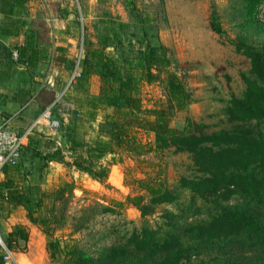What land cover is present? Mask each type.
<instances>
[{"label":"rangeland","instance_id":"rangeland-1","mask_svg":"<svg viewBox=\"0 0 264 264\" xmlns=\"http://www.w3.org/2000/svg\"><path fill=\"white\" fill-rule=\"evenodd\" d=\"M73 2L79 19V35L74 52L64 60L65 77L56 81L57 87L61 88L59 93L63 92V95L55 98V104L48 105L53 117L60 121L58 132L62 137L51 140L32 135L34 140H28L27 149L22 151L23 166L9 172L19 185L24 177L36 195L54 194L60 189L64 192L61 198H43L40 210L51 219L50 236L29 222L24 207H0L2 238L7 241L9 232L18 224L28 231L27 241H11L9 264H155L166 254L173 253L174 250L155 254L151 248H124L125 238L143 227L157 230L152 248L169 238L178 244L176 248L189 247L188 256L195 264L227 261L264 264V249L252 247L246 241L237 244L206 242L184 231L190 224L205 221L211 205L198 198L191 203L190 193L177 188L181 176L192 178L197 175L188 154L175 153L172 148L144 154L128 152L115 147L102 131L108 115L121 121L129 119L133 134L149 149L154 143L150 124L158 115L179 130L201 123L209 126L204 130L240 126L218 127L216 123L231 96L242 94L243 76L249 74V59L236 51V44L245 42L264 48V2L250 16L245 0H118L115 5L108 3L100 9L88 8L92 18L84 22V26L77 0ZM212 20L220 23L221 33L212 29ZM105 39L109 45L103 48L104 54L123 75L130 72L134 77L135 92L140 100V110L135 111L136 120H132L131 115L124 117L122 112L115 113L105 101L97 99L100 79L94 72L100 69L104 60L94 57L91 51L100 47V40ZM151 48H155L157 57H163L165 61L152 60L153 64L147 70L144 57ZM85 55L92 73L87 77L80 75L69 85L72 71ZM54 77H59L58 72ZM170 80L182 84L188 97L182 95L183 99L178 102L171 96ZM74 83L76 87L72 94ZM73 99L78 101L77 108ZM242 126L264 135V121H252ZM67 138L81 143L75 146L77 154L105 166L107 177L102 181L94 180L74 167ZM88 145L93 150L88 149ZM57 146L63 149L66 162L46 161L43 158L46 150ZM136 178L157 179L178 194L176 204L148 206V212L142 216L139 209L125 202L129 195L137 193L144 196L145 203L148 202L150 195L136 188L133 182ZM66 183L72 188L66 187ZM118 202L124 204L118 206ZM221 203L243 205L245 199L235 195ZM104 207L114 210L108 212ZM250 211L264 222V198L251 203ZM166 213L176 216L169 219ZM49 242L58 243L54 254L49 249ZM73 250L76 251L74 254L71 253Z\"/></svg>","mask_w":264,"mask_h":264},{"label":"trees","instance_id":"trees-1","mask_svg":"<svg viewBox=\"0 0 264 264\" xmlns=\"http://www.w3.org/2000/svg\"><path fill=\"white\" fill-rule=\"evenodd\" d=\"M14 1L17 4L22 3V0ZM262 2L264 0H245L247 14L252 16ZM210 25L215 32L221 33L220 23L212 20ZM99 45L100 47L91 51L94 57L104 60L100 69L94 72L100 79L97 99L105 101L108 106L114 109L115 113L122 112L124 117L131 115L132 120H136L135 111L140 110V100L135 92L137 86L134 77L130 72L123 75L113 61L104 54L103 48L109 45L108 39L100 40ZM155 51V48H151L145 54L147 70L153 61H165L163 57H157ZM236 51L249 59V74L243 76L245 87L242 94L240 96L232 95L221 109L216 126L231 124H240V126L231 129L221 127L215 130H204L209 126L201 123V125L179 130L169 126L160 118L161 115H158L157 119L150 124V130L154 134V143L149 149H146L133 134L129 119L121 121L108 115L105 120L106 127L102 131L109 136L111 142L115 143V147L128 152L144 154L172 148L175 153L188 154L197 175L192 178L181 176L177 181V188L190 193L191 203L198 198L205 204L211 205L208 206L209 211L205 221L190 224L184 231L191 233L194 238L201 241H225L228 244L246 241L252 247L264 249V222H260L250 211L251 203L264 198V135L256 134L252 128L242 126L252 121H264V48H256L245 42H240L236 44ZM21 56L23 53L22 55L19 53L18 60L21 59ZM88 63V56L85 55L78 64L82 67L80 73L84 77L92 73L90 66H87ZM149 74L152 75V73ZM168 90L178 102L183 99V96L188 97V94L184 93L183 85L174 80L168 82ZM123 110L125 111L123 112ZM67 142L68 148L73 153L71 164L74 167L88 173L94 180L102 181L107 177L108 169L105 166L76 153L75 146L81 143L74 138H67ZM25 147L26 145L23 146L22 151L25 150ZM88 149L93 150L90 145H88ZM62 150L58 146L49 148L43 158L66 162ZM66 164H69L68 161ZM22 166L20 159L16 166H5L1 169L4 178L0 180V207H24L29 222L38 227L45 235L50 236L51 219L44 216L40 210L43 198H61L64 189H60L54 194L44 192L36 195L35 190L26 183L24 177L19 185L9 174L11 170L20 169ZM133 182L139 191H146L150 195L147 203L140 193L129 195L126 198L125 202L139 209L142 216L148 212V206L171 205L176 204L178 200V194L157 179L136 178ZM66 187L72 188V185L66 183ZM235 195L242 196L245 203L243 205H222L221 202L228 201ZM117 204L122 206L124 203L118 202ZM104 210L112 212L114 209L104 207ZM165 216L170 219L176 215L166 213ZM168 224L174 225V223ZM156 235L157 230L148 227L134 230L130 236L125 238L124 248L133 247L137 250L151 248V252L155 254L174 250L173 253L160 258L155 264H195L188 256L190 248H176L178 244L172 243L169 238L160 243L158 247L152 248L151 244ZM2 239L6 248L10 250L12 240L27 241L28 231L24 226L18 224L9 232L7 241ZM238 239L240 240L237 241ZM48 245L54 254L58 243L49 242ZM75 252L73 250L71 253ZM4 256L5 252L0 246V264H5ZM214 264L234 263L227 261ZM248 264L261 263L251 261Z\"/></svg>","mask_w":264,"mask_h":264},{"label":"crops","instance_id":"crops-1","mask_svg":"<svg viewBox=\"0 0 264 264\" xmlns=\"http://www.w3.org/2000/svg\"><path fill=\"white\" fill-rule=\"evenodd\" d=\"M117 1L77 0L83 26L92 18L88 8L94 6L100 9L102 5H115ZM78 35L79 19L73 0H22L21 4L14 0H2L0 125L7 122V126L17 133L31 128L27 143L34 140L32 135L37 134L39 138L51 140L62 137L60 132L49 127L47 120L41 121V115L48 105L52 106L57 100L55 98L61 88L57 87L56 81L65 77L64 60L74 52ZM14 50L21 55L23 53L20 60L12 58ZM81 68L78 66L79 70ZM52 71L58 72L59 77H54ZM74 84L72 94L76 87ZM72 101L78 102L75 99ZM3 178L4 174L0 172V180Z\"/></svg>","mask_w":264,"mask_h":264},{"label":"built area","instance_id":"built-area-1","mask_svg":"<svg viewBox=\"0 0 264 264\" xmlns=\"http://www.w3.org/2000/svg\"><path fill=\"white\" fill-rule=\"evenodd\" d=\"M2 11V0H0V14ZM12 58L14 60H18L19 51H12ZM81 75L78 66L74 68L72 71L70 78L68 80L69 85ZM1 80V78H0ZM63 95V92L58 94V97ZM57 97V98H58ZM42 118H45L48 121L49 127L58 132L61 129V124L58 119L53 117L50 107L45 109V111L41 115ZM31 128L27 129L23 133H17L11 130L7 126V122L0 125V172L1 169L5 166H16L21 157H22V148L27 144V139L30 134ZM0 246L3 248L5 252L4 260L5 264H9L12 260V255L10 250H8L3 242V239L0 235Z\"/></svg>","mask_w":264,"mask_h":264}]
</instances>
